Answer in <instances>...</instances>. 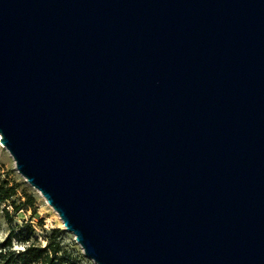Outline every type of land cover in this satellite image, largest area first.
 Here are the masks:
<instances>
[{
	"label": "water",
	"instance_id": "1",
	"mask_svg": "<svg viewBox=\"0 0 264 264\" xmlns=\"http://www.w3.org/2000/svg\"><path fill=\"white\" fill-rule=\"evenodd\" d=\"M0 141L98 264H264V0H0Z\"/></svg>",
	"mask_w": 264,
	"mask_h": 264
},
{
	"label": "rangeland",
	"instance_id": "2",
	"mask_svg": "<svg viewBox=\"0 0 264 264\" xmlns=\"http://www.w3.org/2000/svg\"><path fill=\"white\" fill-rule=\"evenodd\" d=\"M8 187H13L15 194L0 204V241L14 230L18 237L13 239L12 249L16 251L23 250L27 243L41 247L51 243V247L60 248V264H98L86 256L58 213L20 174L11 154L0 145V191ZM16 206L20 207L17 212Z\"/></svg>",
	"mask_w": 264,
	"mask_h": 264
},
{
	"label": "trees",
	"instance_id": "3",
	"mask_svg": "<svg viewBox=\"0 0 264 264\" xmlns=\"http://www.w3.org/2000/svg\"><path fill=\"white\" fill-rule=\"evenodd\" d=\"M15 194L13 187H8L0 191V204L9 200ZM20 209L19 206L15 207V212ZM9 215L8 211L6 212ZM14 230H11L9 235L0 241V264H60L58 253L60 248L58 246L51 247V243L41 247L33 243H27L23 250L16 251L12 249L13 239L17 238Z\"/></svg>",
	"mask_w": 264,
	"mask_h": 264
},
{
	"label": "bare ground",
	"instance_id": "4",
	"mask_svg": "<svg viewBox=\"0 0 264 264\" xmlns=\"http://www.w3.org/2000/svg\"><path fill=\"white\" fill-rule=\"evenodd\" d=\"M0 145H1L3 148H5V146L1 143V141H0Z\"/></svg>",
	"mask_w": 264,
	"mask_h": 264
}]
</instances>
